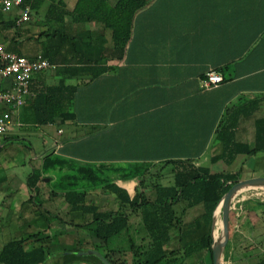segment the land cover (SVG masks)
I'll list each match as a JSON object with an SVG mask.
<instances>
[{
	"label": "crops",
	"instance_id": "0c3cea01",
	"mask_svg": "<svg viewBox=\"0 0 264 264\" xmlns=\"http://www.w3.org/2000/svg\"><path fill=\"white\" fill-rule=\"evenodd\" d=\"M78 1L40 0L32 16L41 34L67 32L94 40L93 62L85 65L80 58L66 61L58 56L55 70L36 74L35 97L15 117V129L0 149L16 141L27 126H35L44 128L49 140L44 138V150L31 159V169L54 152L85 164H169L167 168L174 162H191L212 174L241 171L253 172L249 178L264 177V163L258 162L264 153L248 157L225 152L226 146L253 149L256 122L264 119V0H149L136 13L123 54L116 58H106L105 50L115 48L111 29L76 21ZM43 39L45 46L47 38ZM95 57L103 58L97 63ZM85 66L90 71L70 76L69 69L73 74ZM211 71L224 82L206 88ZM62 79L69 89L65 107L70 120L42 127L23 123L21 114L29 117L38 93ZM53 128L56 135L49 132ZM217 157L221 159L214 162ZM207 158L211 165L223 162L228 169L213 172L203 165ZM135 182L118 180L130 193L124 185L134 184V191ZM40 190L41 195L42 186ZM27 193L31 196L30 190ZM29 199L21 201V209ZM13 205L14 199L1 207L11 210ZM254 215L259 221L264 214L256 209ZM255 225L249 218L239 235L251 240Z\"/></svg>",
	"mask_w": 264,
	"mask_h": 264
},
{
	"label": "trees",
	"instance_id": "16d2710c",
	"mask_svg": "<svg viewBox=\"0 0 264 264\" xmlns=\"http://www.w3.org/2000/svg\"><path fill=\"white\" fill-rule=\"evenodd\" d=\"M148 2L149 0H116L115 2L79 0L75 12L80 15V18L76 21L100 23L105 28L111 29L115 48L110 51L105 50L108 54L106 58L121 57L124 45L131 35L134 17ZM28 3L35 11L39 8L40 0H29ZM17 19L12 16H0V36L7 30L18 28ZM40 37L47 38V45L45 51L39 54L51 64L56 62L58 56L66 61H70L68 58H80L85 65L93 62L91 58L96 48L95 41L92 39L87 41L84 34L74 36L67 32H54L49 35L40 34ZM12 43L6 46L7 49L24 56L22 48L18 46L15 39H12ZM39 54L30 58H36ZM102 58L95 57L94 61L98 63ZM90 69L85 66L74 71L73 74L69 69V74L73 76L76 73H87ZM100 72L93 74L96 76ZM68 90L65 79H62L59 85L42 89L31 103V114L24 119L25 123L42 127L52 125L58 119L62 123L70 120L72 116L66 113L65 107ZM225 152L228 155L245 154L248 157L264 153V119L256 122V141L253 149L245 146H226ZM220 159L221 157H217L213 161L217 162ZM166 165L169 164H164ZM154 166V164H128L126 167L108 169L109 166L105 164L97 166L77 163L52 152L45 155L41 166L32 169L27 177L26 183L31 196L26 206L39 205L42 202L39 197L40 188L45 180L49 179L50 182L47 184H51L54 193L62 194L70 211L73 214L77 213L72 225L84 230L94 225L96 237L107 246L119 238L129 237L131 248L136 247L135 241L130 236L131 220L135 214L139 213L142 219V231L145 233L144 239L148 242L146 246L139 247L137 252L139 261L136 264H187L188 260L195 258L198 254H202V257L195 264H213V231L216 227L214 213L227 192L242 180L241 171L212 174L204 166H197L191 162H174L172 182L168 185L159 183L149 187L146 186V182ZM118 180L137 181L138 184L130 193L118 183ZM100 190L115 196L118 203L115 210L102 211L98 205L89 201L88 196ZM149 191H153L155 195L150 197ZM256 205L254 210L259 209L261 214H264V202L257 201ZM199 206L203 208V213L195 219L193 225L199 235L196 239H192L191 228L186 227L184 215L189 209ZM47 213L46 216L43 214L41 216L48 223L44 226V230H39L28 238H15L3 244L0 248V264H74L79 262L104 264L93 254L81 255V250L65 251L56 259L52 258L50 246L53 244V238L45 232L49 233L54 226L51 224L52 220H47ZM87 216H91L89 221L86 220ZM78 219H82L83 222L78 223ZM247 241L246 237L232 232L231 229L227 249L239 251ZM175 242L178 244L173 247ZM256 247L255 243L241 248L243 253L235 260V263L264 264V250L254 253ZM105 258L112 262L108 256Z\"/></svg>",
	"mask_w": 264,
	"mask_h": 264
},
{
	"label": "rangeland",
	"instance_id": "374dc122",
	"mask_svg": "<svg viewBox=\"0 0 264 264\" xmlns=\"http://www.w3.org/2000/svg\"><path fill=\"white\" fill-rule=\"evenodd\" d=\"M40 34V25L38 24L36 15L33 13L30 22L18 25V28L16 29L7 30L1 34V39L5 40L4 44L6 46L12 45V39H15L18 46L22 48L21 50L24 56L30 58L42 51H45V46L47 44L45 43V46L43 45L44 37H40ZM24 115H26V113H22V117H20L23 122ZM49 132L52 135H56V130L54 128ZM43 134L44 128L38 129L35 126H27L25 129L17 133L16 141L6 143L4 147L0 149V168H4V171L0 172V248H2L4 243L9 242L12 239L28 238L31 235L36 234L39 230H44V226L48 223L41 216L42 214L46 216V213L49 211V213H47L48 217H46L47 220H52L51 224L57 226L56 228L54 227L52 231H49V233L45 232L46 235H51L53 238V244L50 246V254L52 258L56 259L65 251L81 250L82 252H88L92 250L101 253L104 257L108 256L112 260V264H136L139 261V257L137 256L139 247L141 248L146 246L148 242L144 239L145 233L142 231V219L139 213L135 214L131 220L132 229L130 236L135 241L136 246L132 249L131 244L129 243V237L119 238L107 246L96 237V227L94 225L90 226L89 230L73 226L72 222H74V219L77 217V213L73 214L70 211V208L66 205L62 194L54 193V191L52 193L49 191L50 188L46 185V183L50 182L49 179H46L45 184H42L43 193L39 196L42 202H40L39 205L29 204L27 207L25 206L21 209V201L30 198V195L27 193L29 189L26 184V178L32 171L30 168L31 159L35 154H42V150H44V138L49 140L48 137ZM262 156H264V154ZM262 160L261 162L260 160L258 162L261 164L264 163ZM93 165L99 166L102 164ZM111 165L112 166L108 165V169L114 167H126L128 164ZM203 165L210 166L212 171L215 173L228 169V166L223 162L211 165L209 158L204 160ZM165 167L162 168V166L159 165L158 167L152 168L147 179L146 186L152 187L159 183L165 185L170 184L173 177V166L167 168ZM252 174L253 172L241 174V176L243 175L242 180H245L243 177L250 179L249 177H251ZM11 175L13 176L11 177ZM113 176H115V174ZM12 180L14 182H12ZM135 183L138 184L137 181ZM49 185L51 186V184ZM124 186H128L130 191L133 192L134 184L130 183ZM11 189L12 192H15L9 195L8 190ZM52 189L53 188H51V190ZM154 195L155 193L153 191H149L150 197H153ZM12 199H14V205L11 207L13 209L7 210L6 208L3 209L4 206L1 207L3 202L8 204ZM88 199L90 202L98 205L102 211L115 210L117 206L115 196L103 190L91 193L88 196ZM257 201L264 202V192L261 193L259 189L243 191L233 201L230 215V229H232V232L240 234V232L244 229L246 231V225L249 218L252 220L253 224H256L251 240L243 244L241 247L252 246L256 243L257 247L254 253H260L264 250V215L261 219H259V221L256 218L257 216L254 215V207L257 206ZM202 213V208H195L188 210L184 215L186 227L191 228L192 239H196L199 235V232L194 230L195 228L193 225L195 219L201 216ZM20 218L22 219L20 224H18L17 222ZM90 219L91 216H87L86 220L89 221ZM222 220L223 218L221 212V214L217 217L218 223H215L216 227L213 231L214 235L215 232L221 231L220 226ZM77 221L78 223L83 222L82 219H78ZM24 223L25 225H23ZM77 232H79V234ZM175 240L177 241V236H175ZM117 241L119 242L116 243ZM176 244L178 243L175 242L173 247H175ZM241 248L236 252H234L232 248H226L224 251L223 264H236L235 260H237L243 253ZM246 255H249V253H246ZM201 257L202 254H198L195 258L188 260L187 264H195L200 261ZM74 264L91 263L79 262Z\"/></svg>",
	"mask_w": 264,
	"mask_h": 264
},
{
	"label": "built area",
	"instance_id": "2783aa9c",
	"mask_svg": "<svg viewBox=\"0 0 264 264\" xmlns=\"http://www.w3.org/2000/svg\"><path fill=\"white\" fill-rule=\"evenodd\" d=\"M28 1L0 0V16L17 17L18 25L30 22L32 8ZM55 69L56 66L41 54L36 58H27L9 51L0 36V144L13 131L16 115L35 97L32 90L34 76ZM223 82L222 75L211 71L204 81V86L211 88ZM259 191L264 192L261 189Z\"/></svg>",
	"mask_w": 264,
	"mask_h": 264
},
{
	"label": "water",
	"instance_id": "95a60500",
	"mask_svg": "<svg viewBox=\"0 0 264 264\" xmlns=\"http://www.w3.org/2000/svg\"><path fill=\"white\" fill-rule=\"evenodd\" d=\"M261 189L264 190V177L250 178L245 180H240L236 183L224 196L223 200L217 207L214 218L216 219V214L218 209L222 212V224H223V238L222 240H216L213 234L214 243L212 246L213 253V264H223L224 251L227 248L230 237H231V229H230V215L232 204L235 198L246 190H254ZM93 254L99 259L102 260L104 264H111L101 253L97 251H88L82 252L81 255H89Z\"/></svg>",
	"mask_w": 264,
	"mask_h": 264
},
{
	"label": "bare ground",
	"instance_id": "6f19581e",
	"mask_svg": "<svg viewBox=\"0 0 264 264\" xmlns=\"http://www.w3.org/2000/svg\"><path fill=\"white\" fill-rule=\"evenodd\" d=\"M253 192V191H252ZM258 193V192H257ZM253 195V194H252ZM241 196V195H240ZM242 200V199H241ZM250 201V200H249ZM221 214V211H220V209H218V211H217V214H216V222L218 223V221H217V217L219 216ZM220 229H221V231H217V232H215V239L216 240H222V238H223V224H222V222H221V226H220Z\"/></svg>",
	"mask_w": 264,
	"mask_h": 264
}]
</instances>
